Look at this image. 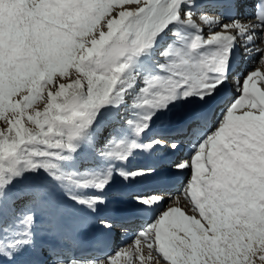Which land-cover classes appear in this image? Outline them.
I'll use <instances>...</instances> for the list:
<instances>
[{"label":"snow or ice","instance_id":"snow-or-ice-1","mask_svg":"<svg viewBox=\"0 0 264 264\" xmlns=\"http://www.w3.org/2000/svg\"><path fill=\"white\" fill-rule=\"evenodd\" d=\"M212 7L0 0V264H264V0Z\"/></svg>","mask_w":264,"mask_h":264},{"label":"rangeland","instance_id":"rangeland-1","mask_svg":"<svg viewBox=\"0 0 264 264\" xmlns=\"http://www.w3.org/2000/svg\"><path fill=\"white\" fill-rule=\"evenodd\" d=\"M123 7H131V5H125ZM71 72H74V69L70 70V73ZM62 82H65V78H60L58 80H56L54 78V84L47 86L46 89H45V91H47V88H49V87H55V85H57L58 83H62ZM68 82H70V80H68ZM43 108H44L43 101H39L38 100V101L34 102L33 107L30 108V109H28L27 111L28 112H33V109L43 111ZM33 114H34V112H33ZM125 118H128V113L127 112L125 113ZM0 126H3V121L2 120H0ZM122 129H123V131L119 134V136L120 137L127 136V132H125V130H129V128L127 127V125L126 124L122 125ZM102 160H103L102 158L97 157L96 160H95V166L96 167H99V166L96 165V162L102 161ZM103 162H104V160H103ZM101 166H103V165H101ZM127 166L129 167V163H128ZM135 166L137 167L139 165H136L135 164ZM131 167H133V166H131ZM175 197H176V203L174 204V206H178L179 205L178 203L182 200V202H181L182 203V210H186L187 211V214H192V210L190 208L191 205L188 204V202L185 200V198L183 196L179 195V194H177ZM133 241H134V239H132L130 242H128L125 245L116 246L115 248H119V247L123 248V247H127L129 245H132L133 247H139V246L134 245L133 244ZM153 255L156 256L155 253H153ZM156 258L157 259H161V257H159V256H156ZM125 259L131 260L132 261V264H140V259H137L136 257H126ZM143 260H144V264H155V261L148 256V252H147L146 247H145V249L143 251ZM121 264H124V261H121Z\"/></svg>","mask_w":264,"mask_h":264},{"label":"bare ground","instance_id":"bare-ground-1","mask_svg":"<svg viewBox=\"0 0 264 264\" xmlns=\"http://www.w3.org/2000/svg\"><path fill=\"white\" fill-rule=\"evenodd\" d=\"M201 3H202V0H197V4H198V6H199V9H200V7H201ZM264 46V45H263ZM251 65L249 64V67H250ZM262 70H264V67H262ZM125 132H127V136L128 137H131V135H132V132H131V129L128 131V130H125ZM136 157V154L132 157V158H130V162H133L132 164H130L131 166H135V161H133L134 160V158ZM105 163H106V161H104ZM139 163H142V162H139ZM136 167V166H135ZM118 183H120L119 182V180H117L116 181V185L118 184ZM114 187H115V185H114ZM137 186H135V188H136ZM179 202V201H178ZM182 202V200L179 202V203H181ZM178 203V204H179ZM182 204V203H181ZM187 205V204H186ZM190 205V204H189ZM185 206V205H184ZM183 206V207H184ZM165 207H167V205H165ZM188 208V207H187ZM190 208H192V206L190 207Z\"/></svg>","mask_w":264,"mask_h":264}]
</instances>
